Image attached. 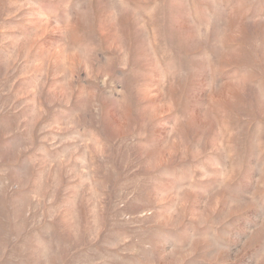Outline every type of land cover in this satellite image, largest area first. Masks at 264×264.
<instances>
[{
  "label": "rangeland",
  "instance_id": "rangeland-1",
  "mask_svg": "<svg viewBox=\"0 0 264 264\" xmlns=\"http://www.w3.org/2000/svg\"><path fill=\"white\" fill-rule=\"evenodd\" d=\"M0 264H264V0H0Z\"/></svg>",
  "mask_w": 264,
  "mask_h": 264
}]
</instances>
